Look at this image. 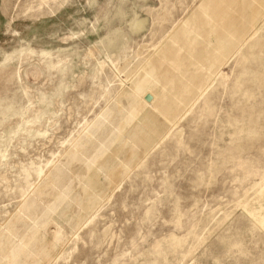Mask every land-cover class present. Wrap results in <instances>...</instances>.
I'll return each mask as SVG.
<instances>
[{
  "label": "rangeland",
  "instance_id": "1",
  "mask_svg": "<svg viewBox=\"0 0 264 264\" xmlns=\"http://www.w3.org/2000/svg\"><path fill=\"white\" fill-rule=\"evenodd\" d=\"M0 264H264V0H0Z\"/></svg>",
  "mask_w": 264,
  "mask_h": 264
},
{
  "label": "water",
  "instance_id": "2",
  "mask_svg": "<svg viewBox=\"0 0 264 264\" xmlns=\"http://www.w3.org/2000/svg\"><path fill=\"white\" fill-rule=\"evenodd\" d=\"M144 97H145L144 100L146 101H151L153 98L151 94H146Z\"/></svg>",
  "mask_w": 264,
  "mask_h": 264
}]
</instances>
